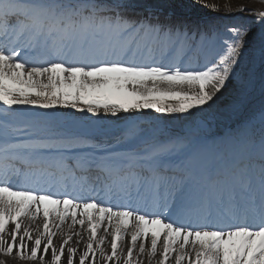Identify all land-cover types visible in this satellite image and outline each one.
<instances>
[{
	"label": "snow or ice",
	"instance_id": "obj_1",
	"mask_svg": "<svg viewBox=\"0 0 264 264\" xmlns=\"http://www.w3.org/2000/svg\"><path fill=\"white\" fill-rule=\"evenodd\" d=\"M161 7L140 0H0V106L60 105L97 117L211 106L236 75L250 26L227 29L222 54L209 64L185 67L169 49L147 42L188 36L153 11ZM224 8L233 11L228 3ZM235 11L250 9L241 4ZM254 14L264 63V10ZM7 108L5 118L12 115ZM0 126L4 257L34 264H144V256L148 264L156 257L154 264H264V136L258 165L242 157L257 147L248 139L232 143L230 163L207 169L195 148L180 165L166 163L189 150L185 138L115 152L92 136H59L6 120ZM9 128L30 139L10 143ZM142 132L129 121L124 136Z\"/></svg>",
	"mask_w": 264,
	"mask_h": 264
},
{
	"label": "bare ground",
	"instance_id": "obj_2",
	"mask_svg": "<svg viewBox=\"0 0 264 264\" xmlns=\"http://www.w3.org/2000/svg\"><path fill=\"white\" fill-rule=\"evenodd\" d=\"M246 2L252 3L253 1L250 2V0H202V3L204 4H217L220 6L219 11L211 12V14H213L214 16L221 14L220 11H222V7H224L225 3H228L231 5V7H233ZM249 39H253V42L255 41V43L261 46L260 38L255 36L254 33L249 36ZM147 42L150 43L154 49L158 50V41L152 43L151 40H148ZM201 61L202 59L197 61V63L195 64H199L201 63ZM237 89L238 87L235 83H232L229 86H225V88L222 89L221 93L218 94V98L215 99V102H210L211 106H209V110L211 112V115L213 118H216V120L220 122L216 126L217 128H220L223 124H225L226 120H233L234 118H236V116L239 115L240 109L235 110L230 108V104L233 101L231 100V97ZM166 102L176 104L179 103V99L166 98ZM5 108H7V106H0V119H2L0 123H4L6 120L9 125L12 123L11 126L14 127H22L25 125H29L32 129L40 130L41 132L45 133H55L59 136H70L69 133L83 132L82 130H85V132L89 131V133H97L98 131H104L105 133L112 132L114 134H119V132L124 129L123 126L126 125L129 121H135L136 123H138L139 127L143 129L141 137L136 138L137 142H134V145L141 146V144L144 143L143 141L147 140L145 138H148L151 135H157L158 137H161L162 133L165 132H167L168 134L174 133V127L171 122L174 113H157L154 109H143L138 110L134 113L118 114V118L112 117L110 115H103L101 117L92 116L91 114L86 113L84 115L83 112L78 111L77 109H72L70 107H62L60 105H57L54 108L47 110L32 105H13L10 108H7V111L11 112L12 115L5 118L2 115ZM193 119L194 116L185 120V127L183 131L193 133L194 130H196L197 128H201L198 124H196L195 121H193ZM179 131V134L182 135L183 131ZM195 134H199V137H201L202 135V133L197 132L194 133L192 136H189L192 145L196 144V139H194ZM22 138L26 139L24 136H22ZM207 159L211 160V157L207 156ZM207 159L205 160V162H209ZM67 223L70 222H66V224ZM35 224H42V217H37L35 220ZM35 224H33L32 226L35 227ZM63 230L64 232L68 231L66 226ZM77 230H79V226H77ZM99 234L100 233H98V235ZM127 239L128 237H125L126 241ZM53 240L54 244L59 245V235L53 237ZM74 240L75 237L73 238V241ZM79 247L82 249L83 244H81ZM103 247L108 248L107 244L103 245ZM108 251H110L109 248ZM46 258L50 259V254ZM141 259L144 261L145 264H148L147 256L141 257ZM155 259H158V257L153 259V264L155 262ZM0 260H6L7 264H34V262L21 261L18 259H14L13 257H4L2 254H0ZM86 264H88L87 261ZM108 264H113V262H108Z\"/></svg>",
	"mask_w": 264,
	"mask_h": 264
},
{
	"label": "rangeland",
	"instance_id": "obj_3",
	"mask_svg": "<svg viewBox=\"0 0 264 264\" xmlns=\"http://www.w3.org/2000/svg\"><path fill=\"white\" fill-rule=\"evenodd\" d=\"M155 1V0H154ZM157 2V1H156ZM257 3L259 4V3H262V6H263V8H264V0H258L257 1ZM162 4H165L164 3V1L162 2ZM186 4V6L187 7H189L190 9L192 8V10H196V9H194L193 7H196V8H199L197 5H195V4H193V3H190V2H188V3H185ZM199 9H201V8H199ZM233 9V8H232ZM233 11H235V10H233ZM236 12V11H235ZM233 14V12H230V14ZM257 27H259V28H253V29H255V31H257V33H259V35H260V33H261V30H262V25L260 24H258V26ZM253 29H251V31L253 30ZM250 31V32H251ZM249 32V33H250ZM246 41H247V43H246V45H245V48L242 50V55H241V57H240V59H239V64H238V67H237V72L239 73L240 71H242L243 70V72H244V76L246 77V66H248V62H249V59L251 58V56L254 54V53H257L255 50H253L254 49V47H257L256 46V44H254V43H251L250 42V40L248 39V36L246 37ZM261 50V49H260ZM258 51V53L259 54H261V51ZM245 79V78H244ZM241 82H242V79H239ZM230 84H232L231 83V80L226 84L227 86H229ZM238 93H235L234 94V97H235V95H237ZM204 110H206V111H204ZM204 111V113H202ZM209 113H210V110H208V108L207 107H205V106H203V108L202 109H196V108H194V109H192L191 110V112H190V114H173V117H172V122H175V123H177L178 124V126H180V127H182L183 126V124H184V121L187 119V118H190V117H192L193 115H195V117H200V116H202V117H204L205 118V120H210L209 118H206V116H204V115H209ZM107 250H108V248H106ZM145 264V263H144Z\"/></svg>",
	"mask_w": 264,
	"mask_h": 264
}]
</instances>
